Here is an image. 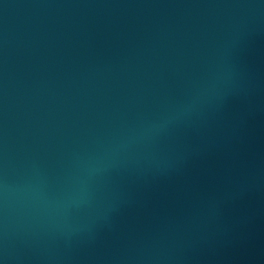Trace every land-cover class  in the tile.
<instances>
[{
    "label": "water",
    "instance_id": "obj_1",
    "mask_svg": "<svg viewBox=\"0 0 264 264\" xmlns=\"http://www.w3.org/2000/svg\"><path fill=\"white\" fill-rule=\"evenodd\" d=\"M0 264H264V0H0Z\"/></svg>",
    "mask_w": 264,
    "mask_h": 264
}]
</instances>
